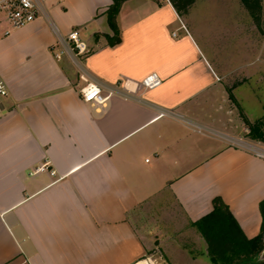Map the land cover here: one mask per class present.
<instances>
[{
    "label": "crops",
    "instance_id": "obj_1",
    "mask_svg": "<svg viewBox=\"0 0 264 264\" xmlns=\"http://www.w3.org/2000/svg\"><path fill=\"white\" fill-rule=\"evenodd\" d=\"M217 1L180 15L169 0H124L113 43L112 0H47L23 27L0 21V264H134L151 251L212 264L192 223L214 197L259 232L264 155L231 142L226 106L228 82L240 104L237 49L222 55L240 41V0ZM51 23L78 30L81 65L53 56ZM150 73L161 83L144 89ZM80 74L111 91L105 107L81 99Z\"/></svg>",
    "mask_w": 264,
    "mask_h": 264
},
{
    "label": "trees",
    "instance_id": "obj_2",
    "mask_svg": "<svg viewBox=\"0 0 264 264\" xmlns=\"http://www.w3.org/2000/svg\"><path fill=\"white\" fill-rule=\"evenodd\" d=\"M122 1L124 0H112L106 10L107 21L113 31L112 37L107 36L110 43L118 41L115 16ZM169 1L178 14L183 15L195 0ZM240 3L259 27L262 18V0H240ZM229 98H232L231 94ZM241 116L248 128L247 135L264 142V118L259 117L249 121L244 115ZM258 206L261 215L260 230L252 237H247L243 233L220 197H214L212 209L192 223L206 242L207 254L212 264H264V259H259L264 248V197L259 201Z\"/></svg>",
    "mask_w": 264,
    "mask_h": 264
},
{
    "label": "rangeland",
    "instance_id": "obj_3",
    "mask_svg": "<svg viewBox=\"0 0 264 264\" xmlns=\"http://www.w3.org/2000/svg\"><path fill=\"white\" fill-rule=\"evenodd\" d=\"M251 26V16L240 3V41L230 45L227 51H225L227 46L222 50L223 58H227L231 46L237 49V52L230 58V62L232 65L240 64V87L235 92L240 104L230 91L231 82H228L226 106L229 108L227 113L230 115L229 121L231 122L229 129H232L231 134L236 136L230 137L231 142L249 149H252L250 146H255L264 152V142L247 135L248 128L241 116L244 115L249 121H254L259 117L264 118V0H262L261 24L256 29H252ZM229 94L232 98H229ZM157 257L158 254L151 251L143 259H150L153 264H165Z\"/></svg>",
    "mask_w": 264,
    "mask_h": 264
},
{
    "label": "built area",
    "instance_id": "obj_4",
    "mask_svg": "<svg viewBox=\"0 0 264 264\" xmlns=\"http://www.w3.org/2000/svg\"><path fill=\"white\" fill-rule=\"evenodd\" d=\"M47 0H0V21L7 23L10 29L23 27L37 17L45 14V6ZM51 30L55 36L53 43L50 45V50L56 59H61L67 56L75 65H81L86 54L90 51L86 42L80 37L78 30L73 28L67 33L62 34L59 28L51 23ZM9 29L5 30L7 34ZM80 79L84 84L79 89L81 99L92 106L105 107L106 102L111 94V91L103 93L100 85L94 80H88L84 75L80 74ZM161 78L157 73H150L144 76L141 80V85L144 89H150L160 85ZM8 95L6 84L0 79V98ZM168 113L161 112L159 116ZM44 169V165L35 167L30 174H34ZM50 174L54 175L55 171L51 170Z\"/></svg>",
    "mask_w": 264,
    "mask_h": 264
},
{
    "label": "bare ground",
    "instance_id": "obj_5",
    "mask_svg": "<svg viewBox=\"0 0 264 264\" xmlns=\"http://www.w3.org/2000/svg\"><path fill=\"white\" fill-rule=\"evenodd\" d=\"M250 147L252 148V150L256 151L257 153L264 155V152L261 151L260 148L255 147V146H250ZM134 264H153V262L150 259H140L137 262H135Z\"/></svg>",
    "mask_w": 264,
    "mask_h": 264
},
{
    "label": "water",
    "instance_id": "obj_6",
    "mask_svg": "<svg viewBox=\"0 0 264 264\" xmlns=\"http://www.w3.org/2000/svg\"><path fill=\"white\" fill-rule=\"evenodd\" d=\"M259 259H264V248H263V250H262V252H261V254L259 256Z\"/></svg>",
    "mask_w": 264,
    "mask_h": 264
}]
</instances>
